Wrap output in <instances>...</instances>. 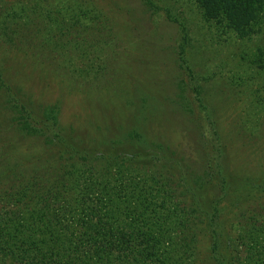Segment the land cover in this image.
<instances>
[{
  "label": "trees",
  "instance_id": "16d2710c",
  "mask_svg": "<svg viewBox=\"0 0 264 264\" xmlns=\"http://www.w3.org/2000/svg\"><path fill=\"white\" fill-rule=\"evenodd\" d=\"M194 1L205 22L222 31L239 38L264 34V0ZM82 3L69 19L58 11L36 10L45 22L38 35L36 24L28 22L35 4L29 11L22 3L16 13L0 0L5 17L0 44L48 64L66 57L86 67L80 74L95 71L94 62L119 37L91 0ZM179 27L185 46L187 29L182 22ZM251 63L264 72V50ZM1 73L0 90L6 92ZM4 102L14 127L43 138L50 153L43 161H26L27 168L22 159L9 160L14 146L0 148V264H197L205 232L212 264H264V207L252 204L237 212L229 222L232 237L222 234L220 220L222 202L233 207L241 196L264 192V175L227 176L218 162L204 163L199 175L171 145L146 139L141 125L126 132L128 142L110 139L89 155L84 145L78 150L82 144L63 142L52 109L35 111L15 98Z\"/></svg>",
  "mask_w": 264,
  "mask_h": 264
},
{
  "label": "rangeland",
  "instance_id": "374dc122",
  "mask_svg": "<svg viewBox=\"0 0 264 264\" xmlns=\"http://www.w3.org/2000/svg\"><path fill=\"white\" fill-rule=\"evenodd\" d=\"M87 1L3 0V5L18 13L22 3L29 11L35 4L28 22L35 23L41 35L44 15L36 10L58 11L69 19L78 3ZM91 1L119 37V43L108 45L101 60L94 62L95 71L80 74L79 69L86 67L66 57L59 64L44 63L1 42L0 73L8 90H0V148L8 151L14 146L9 160L22 159L29 168L26 161H43L40 158L50 153L43 138L25 136L11 123L4 101L15 98L27 101L35 111L52 109L63 142L80 143L78 150L89 155L104 149L100 144L110 139L128 142L126 132L141 125L146 139L171 145L190 159L192 171L199 175L204 163L218 162L227 176L236 172L263 176L264 72L251 62L264 50V34L239 38L222 31L205 22L194 0H150L153 7L146 0ZM2 14L0 23L5 21ZM179 22L187 29L185 46ZM241 197L240 202L232 201L237 202L233 207L221 203L225 236L234 235L229 222L237 212L252 204L264 207V192ZM209 234L201 235L197 264H212ZM220 251L226 256L224 243Z\"/></svg>",
  "mask_w": 264,
  "mask_h": 264
}]
</instances>
